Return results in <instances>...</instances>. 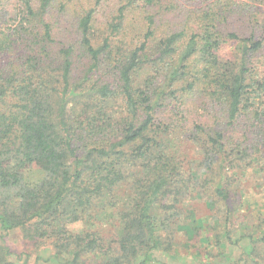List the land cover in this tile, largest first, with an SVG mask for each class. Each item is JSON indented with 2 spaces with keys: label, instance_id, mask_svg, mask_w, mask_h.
<instances>
[{
  "label": "trees",
  "instance_id": "obj_1",
  "mask_svg": "<svg viewBox=\"0 0 264 264\" xmlns=\"http://www.w3.org/2000/svg\"><path fill=\"white\" fill-rule=\"evenodd\" d=\"M260 165L264 0H0L3 235L51 264H172L155 257L181 232L189 264H264V220H234ZM196 196L219 215L207 230L182 208Z\"/></svg>",
  "mask_w": 264,
  "mask_h": 264
},
{
  "label": "rangeland",
  "instance_id": "obj_2",
  "mask_svg": "<svg viewBox=\"0 0 264 264\" xmlns=\"http://www.w3.org/2000/svg\"><path fill=\"white\" fill-rule=\"evenodd\" d=\"M177 150L180 156H187L192 158L196 156L199 158L198 150L189 143H179L176 142ZM262 165L253 168L250 171H247L244 176H242L239 184V190L237 192L236 200L237 203V211L234 215V220L243 221L245 224L249 223L251 225L263 224L264 220V171H260ZM236 184V185H238ZM206 199L208 197L204 196L200 198L199 196L186 198L182 203V208L185 210L186 206L191 208L197 219L199 221L204 222V230H207V223H212L213 216H219L215 210L211 211L205 204ZM241 217H244L241 218ZM103 220V221H102ZM100 222H96L94 224L95 230L100 231L102 235L105 237H109L113 232H116V224L117 221L111 219H104L102 217L99 218ZM263 228V226H262ZM69 229L74 232H80L82 229L81 223H76L69 226ZM205 233V232H204ZM212 234L217 233L216 230L211 231ZM232 236H235V233L232 232ZM109 239V238H106ZM0 241H3L5 246H7L12 252V259L15 263H20L15 255L20 254L22 251H28L31 255L29 257V263L35 264L37 260V264H51L48 261V257L52 254L51 247L47 245V243L42 245L40 242L34 244L32 242L26 241L21 236L19 231H13L8 235H3L0 231ZM179 247L178 252L172 255H164L158 254L156 255V259L162 262L170 261L172 264H189L192 259L190 253L194 252L195 249L184 248V242L186 243L185 236L181 232L178 233L177 237L173 241ZM197 246H199L197 244ZM240 254V251L235 253V257ZM36 258H39L36 259ZM24 259V257H22ZM95 259L91 260L90 264H96Z\"/></svg>",
  "mask_w": 264,
  "mask_h": 264
}]
</instances>
